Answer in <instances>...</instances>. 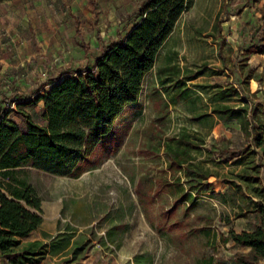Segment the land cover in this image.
<instances>
[{
  "label": "rangeland",
  "instance_id": "374dc122",
  "mask_svg": "<svg viewBox=\"0 0 264 264\" xmlns=\"http://www.w3.org/2000/svg\"><path fill=\"white\" fill-rule=\"evenodd\" d=\"M235 1L194 0L159 50L138 100L125 106L109 133L71 174L59 176L31 166L16 168V176L26 180L41 200L42 223L29 235L30 241L46 244L39 264H196L209 255L221 264H237L233 254L246 249L224 244L220 236L229 229H251L256 220V214L248 212L250 188L237 177L244 173V162L236 163L230 153L249 140L243 122L215 110L217 104L234 110L256 104L255 119L264 125V83L250 79L249 94L243 83L247 68L238 70L246 61L240 51L243 36L247 38L253 23L257 24L259 9L253 4L240 14ZM137 2L66 0L67 9L60 10L55 1L44 13L53 25L62 13L65 23L72 18L78 21L91 54L80 57L73 49L75 43L53 39L42 43L40 50L54 56L46 66L26 62L37 70L33 73L36 80L30 82L16 65L13 44H3L9 48L0 59L10 65L2 68V98L10 103L14 97L24 101L67 71L68 51V62L92 60L103 43L128 28L127 15ZM217 17L220 25L215 27ZM25 51L19 52L22 62ZM233 63L236 68L231 70ZM247 64L261 72L264 54L251 55ZM228 85L236 87L238 94L217 101L216 92ZM20 106L14 102L10 108L13 121L20 122L24 111L34 122H42L38 106L31 104L24 110ZM192 136L204 140L190 153L211 172L207 178L211 185L178 202L184 189L172 183L167 173L173 159L169 145Z\"/></svg>",
  "mask_w": 264,
  "mask_h": 264
},
{
  "label": "trees",
  "instance_id": "16d2710c",
  "mask_svg": "<svg viewBox=\"0 0 264 264\" xmlns=\"http://www.w3.org/2000/svg\"><path fill=\"white\" fill-rule=\"evenodd\" d=\"M3 1L7 0H0ZM193 2L138 0L134 10L127 15L125 26L128 28L118 30L113 39L103 43L92 64L79 65L74 76L61 78L59 75L47 82L52 84L49 91L36 98V102L42 100L44 103L43 122H34L23 111L22 119L17 123L9 117L10 109L2 111L0 259H8L9 264H25L36 262L45 254L46 244L38 240L21 241L42 223L41 200L26 180L16 176V168L31 166L54 175L71 174L109 133L125 106L138 100L144 77L154 67L159 50ZM259 13L257 25L249 29L247 38L243 36L240 48L246 61L238 70L247 68L243 83L249 94L250 79L264 83V68L258 72L247 64L251 55L264 54V1ZM219 21L220 17H217L215 27L220 25ZM80 45L88 58L91 54L88 43L81 40ZM231 67V70L236 68L234 63ZM235 94L238 89L228 85L216 92V100L226 101ZM216 107L215 111H225L229 119H239L246 125L248 145L231 149L230 153L236 163L244 162V173L237 177L250 188L251 195L247 197L251 208L248 212L256 214L251 229L240 232L229 229L220 240L224 244L232 240L235 245L247 249L233 254L237 264H264V125L255 119L256 104H247L239 110L224 104ZM192 138H178L176 144L169 145L173 159L167 173L173 177L172 183L184 189L178 202L185 201L188 193H201L211 185L207 180L211 172L195 162L190 153L199 149L204 140L198 136ZM53 245L49 246L51 252ZM196 264L221 262L209 255L198 259Z\"/></svg>",
  "mask_w": 264,
  "mask_h": 264
},
{
  "label": "crops",
  "instance_id": "0c3cea01",
  "mask_svg": "<svg viewBox=\"0 0 264 264\" xmlns=\"http://www.w3.org/2000/svg\"><path fill=\"white\" fill-rule=\"evenodd\" d=\"M55 1H58L60 10L67 9L66 0H7L0 2V55H4V53H6L9 48L8 46H4L3 44H13L11 46H13L14 52L17 53V56L13 57L17 60L16 65L21 66L23 68L30 82L36 80V76L33 75V73L37 71L35 68L28 67V65H31V63L33 62L32 60L36 61L37 63H40L42 66H46L47 62L49 63V61L51 60L50 58L54 56L52 53L49 54L48 52H46L45 49L40 50L42 43L46 44L52 39L57 43H75L76 45L75 47H73V49H76V52H79L80 57L85 58V53L80 45V41L84 40L85 42H87V39L85 38L81 30L80 24H78V21H75V19L72 18L71 21L65 23V19L63 18L64 13H62L63 16L60 17V20L53 25L49 20L47 13H44V10H48L47 7H51ZM236 1L234 2V8L239 6L238 9L241 10L240 14H242L249 10L253 4L259 9L264 0H238V2ZM53 16L56 18V15H51V17ZM259 16L260 13L256 12L255 17L257 22ZM38 20H40L41 23H39ZM250 23L252 22L250 21ZM253 24L255 26L257 25L255 23ZM16 44H18L17 47ZM24 49L26 50L25 52H27V55L23 60L25 62H22L20 61L19 52ZM69 52L71 51H68L67 53L68 65L66 68H64L67 71L60 74L61 78L65 75L74 76V70L79 65L85 63L73 61L68 62L70 59ZM99 52L91 57L92 60L87 61L89 65L92 64L93 59L98 56ZM26 62L31 63L26 64ZM0 65L1 89L3 88L2 86L4 80V70H2V68H8L10 64H8V61L3 58L0 59ZM40 79L42 80V78ZM27 84L29 83L27 82ZM34 85L35 84L28 85V88L34 87ZM51 86L52 84L46 83L44 87L35 90V92L29 95L24 101H20V99H23V97H14L13 102L22 103L23 106H20V108L23 110L31 106V104L38 106V108L40 109V117L42 121L44 103L42 100L36 102V98L48 92ZM29 235L23 238L21 241H30ZM228 242H231L232 245H235L232 240H229ZM0 262L4 264H9L8 259H0ZM40 262L41 260L25 264H39Z\"/></svg>",
  "mask_w": 264,
  "mask_h": 264
},
{
  "label": "built area",
  "instance_id": "2783aa9c",
  "mask_svg": "<svg viewBox=\"0 0 264 264\" xmlns=\"http://www.w3.org/2000/svg\"><path fill=\"white\" fill-rule=\"evenodd\" d=\"M3 93H5V92H3ZM13 104H14V102L10 103L6 99L2 98V94L0 93V110L1 111L10 109Z\"/></svg>",
  "mask_w": 264,
  "mask_h": 264
}]
</instances>
